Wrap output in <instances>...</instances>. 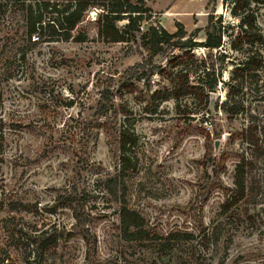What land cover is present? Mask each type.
<instances>
[{
	"label": "rangeland",
	"instance_id": "374dc122",
	"mask_svg": "<svg viewBox=\"0 0 264 264\" xmlns=\"http://www.w3.org/2000/svg\"><path fill=\"white\" fill-rule=\"evenodd\" d=\"M70 1L0 0V264H264V59L234 77L240 55L224 37L229 58L214 66L220 78L207 105L185 99L189 110L176 109L160 97L181 53L165 49L148 65L139 40L150 26L201 30L211 12L236 22L233 0H138L150 16L127 42L98 36L99 7L70 32L84 42L28 37L29 5L46 21ZM251 8L264 29V6ZM230 87L235 106L225 114ZM125 128L136 144L122 162ZM241 159L244 196L234 200ZM122 207L140 216L146 240L122 234ZM18 231H56L57 242L32 253ZM171 233L190 238L166 241Z\"/></svg>",
	"mask_w": 264,
	"mask_h": 264
},
{
	"label": "trees",
	"instance_id": "16d2710c",
	"mask_svg": "<svg viewBox=\"0 0 264 264\" xmlns=\"http://www.w3.org/2000/svg\"><path fill=\"white\" fill-rule=\"evenodd\" d=\"M227 0H221V5L225 6ZM138 0H105V3L99 4L97 0H71L69 4L61 10H55L51 13L55 17H48L44 21L41 15L35 11L33 5H29L26 9V24L28 37L33 36L40 38L43 32H47L49 36L61 38L66 41L72 38L75 42H84L85 36L77 35L71 37V31L82 20L89 8L99 7L101 13L97 17V34L100 38L107 42H127L134 38V33L138 31V24L143 19H149V9L143 8ZM264 6V0H233L232 7L229 10L231 17L236 22L226 23L221 20L220 16L208 13L206 16V24L203 29H195L193 33L187 34L181 24L174 23L175 31L167 33L164 29L150 26L144 33L140 34L139 40L142 48L147 54L148 65H151L152 59L165 49L179 51L181 55L173 57L168 73L166 75V85L161 88V102L171 101L174 108L187 109L185 99L190 100L193 104L201 103L204 108L209 99V95L214 92L219 82L220 72L216 71L215 64H223L229 56L222 51L223 38H228V51L235 52L240 55L237 66L234 68V77L242 75L243 71L249 66L252 59L256 56L264 59V29H261L256 13L251 6ZM46 6V5H45ZM44 6V7H45ZM146 16V17H144ZM124 20L125 24L121 27L117 23ZM202 33L203 41L196 42L198 34ZM194 48H201L207 51V56L203 59H197L192 54ZM217 55V56H215ZM214 57V59H213ZM231 87L226 93V99L222 102L225 114H231L232 108L235 106L233 95H231ZM160 90L154 91L151 97L158 96ZM230 107H227L226 105ZM103 114V111L100 113ZM249 128V127H247ZM119 148L121 151L122 162L128 161L125 151H131L136 144V136L133 130L128 128L118 132ZM3 131L0 122V164L2 154ZM250 143H253L251 140ZM251 145H254L251 144ZM244 160L241 159L236 166V179L234 181V200H240L244 196ZM233 199V198H232ZM227 203V202H226ZM233 203H230L231 206ZM235 204V203H234ZM11 211L24 210L25 206L21 203H10L7 205ZM228 206L222 205V210H227ZM76 221L78 216L74 217ZM119 225L123 235L128 240H146L148 233L143 229V223L140 216L134 211H130L124 207L119 212ZM18 237L31 246V252L36 253L52 248L57 242V233L43 231L38 234L15 232ZM190 238L189 234L171 233L166 241L172 240L183 241Z\"/></svg>",
	"mask_w": 264,
	"mask_h": 264
},
{
	"label": "built area",
	"instance_id": "2783aa9c",
	"mask_svg": "<svg viewBox=\"0 0 264 264\" xmlns=\"http://www.w3.org/2000/svg\"><path fill=\"white\" fill-rule=\"evenodd\" d=\"M139 29L141 30L142 28L140 27Z\"/></svg>",
	"mask_w": 264,
	"mask_h": 264
}]
</instances>
